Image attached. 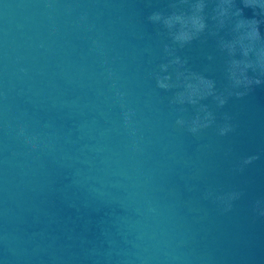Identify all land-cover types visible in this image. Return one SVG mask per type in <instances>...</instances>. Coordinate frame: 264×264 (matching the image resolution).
<instances>
[{
    "label": "water",
    "instance_id": "95a60500",
    "mask_svg": "<svg viewBox=\"0 0 264 264\" xmlns=\"http://www.w3.org/2000/svg\"><path fill=\"white\" fill-rule=\"evenodd\" d=\"M0 264H264V0H0Z\"/></svg>",
    "mask_w": 264,
    "mask_h": 264
}]
</instances>
